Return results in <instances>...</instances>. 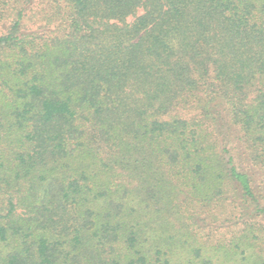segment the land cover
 <instances>
[{
	"label": "trees",
	"instance_id": "obj_1",
	"mask_svg": "<svg viewBox=\"0 0 264 264\" xmlns=\"http://www.w3.org/2000/svg\"><path fill=\"white\" fill-rule=\"evenodd\" d=\"M38 1L0 0V264H264V0Z\"/></svg>",
	"mask_w": 264,
	"mask_h": 264
},
{
	"label": "rangeland",
	"instance_id": "obj_2",
	"mask_svg": "<svg viewBox=\"0 0 264 264\" xmlns=\"http://www.w3.org/2000/svg\"><path fill=\"white\" fill-rule=\"evenodd\" d=\"M48 7H49L48 0H39L36 3L35 9H33V11H32V12H37V15H36V17L35 16L31 17V20H32L31 22L34 23V21H37V23L35 24V26H34V24H30V25H32L34 27H36L37 25H40V24L41 25L42 24L48 25V22L50 23V21H51L50 17L53 14V10H51ZM229 224H231V222H228V221L222 222V224L218 228L219 229V233H217L218 237L223 238V237L229 236L230 234L235 232L236 229L227 228V226ZM215 264H226V263L215 262ZM228 264H231V263H228ZM232 264H234V263H232Z\"/></svg>",
	"mask_w": 264,
	"mask_h": 264
}]
</instances>
